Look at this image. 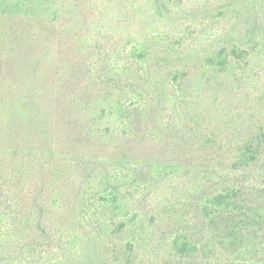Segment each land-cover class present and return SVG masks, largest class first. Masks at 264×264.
Masks as SVG:
<instances>
[{
    "label": "rangeland",
    "instance_id": "obj_1",
    "mask_svg": "<svg viewBox=\"0 0 264 264\" xmlns=\"http://www.w3.org/2000/svg\"><path fill=\"white\" fill-rule=\"evenodd\" d=\"M0 14L26 56L0 91V264L263 263L237 235L264 224L229 237L227 223L264 202V0H0ZM219 194L235 207L208 203Z\"/></svg>",
    "mask_w": 264,
    "mask_h": 264
},
{
    "label": "trees",
    "instance_id": "obj_2",
    "mask_svg": "<svg viewBox=\"0 0 264 264\" xmlns=\"http://www.w3.org/2000/svg\"><path fill=\"white\" fill-rule=\"evenodd\" d=\"M1 15V14H0ZM12 22H7V19L0 16V91L4 90L5 86L9 83H16L17 77H20L22 74H19L18 71L21 69V66L24 65L25 54L20 50V43L15 41V38L12 34ZM11 81V82H10ZM18 86L10 85L8 86V90L11 91ZM7 119V115L0 114V135H3V141L9 145L10 144V128L9 122L4 121L3 119ZM3 128L7 129L3 132ZM208 203L212 206L223 209L225 211L230 210V208L235 207V203L233 202L232 198L228 195L219 194L213 195L207 199ZM239 212H241L240 220L236 223L229 224L227 223L228 235L229 237H234L233 230L236 227V230L240 229V226L237 225H246L248 228L255 227L260 228V224H264V202L261 204L250 203L244 208H240ZM238 239L237 242L240 246H243L247 253L257 256L258 248L260 244H264V239L257 240L252 237H248L247 235H237ZM175 247L177 252L185 253L188 252L185 250V245L182 242V239L179 238L175 240ZM197 247L194 245L189 246V253H195ZM258 264V263H257ZM264 264V259L263 263Z\"/></svg>",
    "mask_w": 264,
    "mask_h": 264
}]
</instances>
